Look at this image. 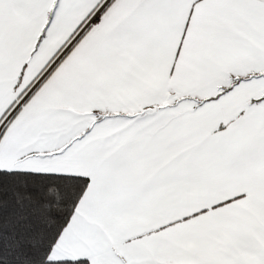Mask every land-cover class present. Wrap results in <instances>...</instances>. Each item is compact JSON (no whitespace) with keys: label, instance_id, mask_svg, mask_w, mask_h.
Returning <instances> with one entry per match:
<instances>
[{"label":"snow or ice","instance_id":"1","mask_svg":"<svg viewBox=\"0 0 264 264\" xmlns=\"http://www.w3.org/2000/svg\"><path fill=\"white\" fill-rule=\"evenodd\" d=\"M0 264H264V0H0Z\"/></svg>","mask_w":264,"mask_h":264}]
</instances>
